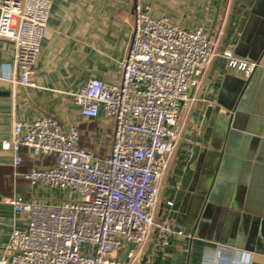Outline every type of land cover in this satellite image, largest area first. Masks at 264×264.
<instances>
[{
    "label": "crops",
    "instance_id": "crops-1",
    "mask_svg": "<svg viewBox=\"0 0 264 264\" xmlns=\"http://www.w3.org/2000/svg\"><path fill=\"white\" fill-rule=\"evenodd\" d=\"M52 2L49 30L31 76L34 85L19 82L16 46L0 37V247L31 218L16 212L10 199L53 204L74 197L25 176L56 163L55 155L35 156L21 146L22 162L14 164L13 149L3 147L13 121L50 114L66 126L78 125L82 147L98 157L109 153L114 120L103 109L95 117L84 115L73 94L93 78L121 83L139 3L153 17L208 30L215 56L200 89L192 92L197 99L191 110L181 115L184 133L159 186L156 219L169 218L184 234H173L164 246L154 229L137 264H204L219 246L264 264V0H222L216 22L217 0ZM226 49L238 61L256 63L250 78L229 67ZM209 105L215 108L200 132ZM129 243L119 250L123 264H129L122 259Z\"/></svg>",
    "mask_w": 264,
    "mask_h": 264
},
{
    "label": "built area",
    "instance_id": "built-area-1",
    "mask_svg": "<svg viewBox=\"0 0 264 264\" xmlns=\"http://www.w3.org/2000/svg\"><path fill=\"white\" fill-rule=\"evenodd\" d=\"M52 0H2L0 37L14 42L19 82L34 85L41 44L49 30ZM133 34L122 62L120 84L91 79L73 94L84 115L103 109L114 120L112 148L96 156L80 144L78 125H64L53 115L13 121L12 136L3 147L21 164V146L35 156L57 160L25 176L74 195L45 204L10 199L16 212L30 214L29 226L15 228L0 247V264H123L119 250L134 242L127 259L140 262L155 229L162 245L183 235L169 218L156 219L159 186L184 133L180 118L191 110L210 67L215 48L211 33L188 29L169 16L153 17L141 4L133 12ZM229 67L249 77L255 62L238 61L224 51ZM173 206V201H167ZM204 264H253L234 248L219 246Z\"/></svg>",
    "mask_w": 264,
    "mask_h": 264
},
{
    "label": "water",
    "instance_id": "water-1",
    "mask_svg": "<svg viewBox=\"0 0 264 264\" xmlns=\"http://www.w3.org/2000/svg\"><path fill=\"white\" fill-rule=\"evenodd\" d=\"M221 2H222V0H217V4H216V8H217V17H216V19H215V22H216V20H217V18H218V14H219V11H220ZM250 76H251V75H250ZM250 76H249V78H250ZM214 108H215L214 105H209V106L206 108V111H205V114H204V117H203V120H202L201 128H200V129H201L200 132H202V131L205 129V127H206V125H207V123H208V121H209V119H210V117H211V115H212V112H213ZM134 247H135V243H134V242H130V243H129V248L127 249V251L125 252V254H124L123 257H122L123 260L126 259L128 253H129V251H130L132 248H134ZM148 252L150 253L151 250H149Z\"/></svg>",
    "mask_w": 264,
    "mask_h": 264
},
{
    "label": "rangeland",
    "instance_id": "rangeland-1",
    "mask_svg": "<svg viewBox=\"0 0 264 264\" xmlns=\"http://www.w3.org/2000/svg\"><path fill=\"white\" fill-rule=\"evenodd\" d=\"M185 110H186V109L183 110V113H184ZM198 215H199V214H198ZM198 215H197V217H198ZM197 217H196V220H197ZM187 232H188V231H187Z\"/></svg>",
    "mask_w": 264,
    "mask_h": 264
}]
</instances>
